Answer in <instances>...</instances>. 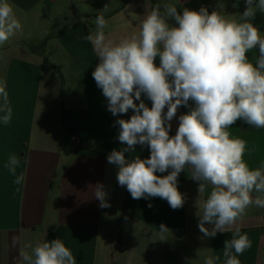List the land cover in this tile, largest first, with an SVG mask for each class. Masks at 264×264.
<instances>
[{
	"label": "crops",
	"instance_id": "obj_1",
	"mask_svg": "<svg viewBox=\"0 0 264 264\" xmlns=\"http://www.w3.org/2000/svg\"><path fill=\"white\" fill-rule=\"evenodd\" d=\"M8 2L22 31L0 47V80L7 83L13 113L8 126L0 124V264H22L23 245L57 238L77 264H203L209 255L220 256L218 264H223L224 242L235 227L252 242L238 257L241 264H264V208L251 207L231 230L204 237L196 201L206 194L199 196L198 182L187 170L178 177L185 203L174 210L159 197L133 199L118 184V166L107 161L112 150L126 146L118 140L116 120L129 119L133 113L113 116L107 110V100L92 76L99 58L86 37L100 14L108 21L109 39L130 37L152 10L151 1ZM157 2L176 4L180 13L185 7L197 11L206 7L209 13L216 10L237 19L247 7L245 0ZM251 22L264 34V13L257 11ZM254 55H259L258 47L248 53L249 58ZM142 99L151 107L146 96ZM191 107L194 102L189 101L178 108L170 135L176 133L179 116ZM229 131L247 141L245 160L258 167L264 161V129L238 120ZM11 154L20 158L17 175L24 173L22 185H16L4 167ZM125 155L144 159L150 150L137 145L136 152ZM98 184L104 186L110 207L101 208L95 198ZM161 224L169 231L161 232Z\"/></svg>",
	"mask_w": 264,
	"mask_h": 264
},
{
	"label": "clouds",
	"instance_id": "obj_2",
	"mask_svg": "<svg viewBox=\"0 0 264 264\" xmlns=\"http://www.w3.org/2000/svg\"><path fill=\"white\" fill-rule=\"evenodd\" d=\"M245 2L238 19L216 10L209 13L206 7L198 11L185 7L180 13L176 4L155 5L138 21L137 32L118 41L106 36L108 21L100 14L86 37L99 58L92 76L107 100V110L113 116L133 113L129 119L116 120L118 140L126 146L107 157L108 163L118 166L119 186L126 187L133 199L159 197L175 210L185 203L178 177L187 170L198 182L199 196L206 194L196 201L204 237L231 230L251 207L264 208V161L250 167L245 160L247 141L229 131L238 120L264 129V34L251 22L257 11L264 13V0ZM19 31L22 24L13 6L0 0V47ZM257 47L259 55L249 58ZM6 89V81L0 80L4 126L13 115ZM189 101L194 107L179 116L176 133L170 135L178 108ZM137 145H147L150 156L126 157ZM20 164V158L11 154L4 165L16 185L25 180L23 172L17 175ZM94 196L101 208L110 207L102 184L95 187ZM209 224L211 228L206 227ZM159 228L169 231L163 224ZM251 246L249 236L235 227L224 242L223 264H241L238 257ZM19 258L22 264H77L59 238L25 244ZM220 259L209 255L203 264H218Z\"/></svg>",
	"mask_w": 264,
	"mask_h": 264
},
{
	"label": "trees",
	"instance_id": "obj_3",
	"mask_svg": "<svg viewBox=\"0 0 264 264\" xmlns=\"http://www.w3.org/2000/svg\"><path fill=\"white\" fill-rule=\"evenodd\" d=\"M151 1V3H152V9H153V7L155 6V5H159V3L157 2V0H150ZM161 11H162V9H161Z\"/></svg>",
	"mask_w": 264,
	"mask_h": 264
},
{
	"label": "rangeland",
	"instance_id": "obj_4",
	"mask_svg": "<svg viewBox=\"0 0 264 264\" xmlns=\"http://www.w3.org/2000/svg\"><path fill=\"white\" fill-rule=\"evenodd\" d=\"M11 40V39H10Z\"/></svg>",
	"mask_w": 264,
	"mask_h": 264
}]
</instances>
